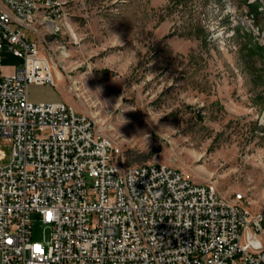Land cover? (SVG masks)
<instances>
[{"label": "rangeland", "instance_id": "374dc122", "mask_svg": "<svg viewBox=\"0 0 264 264\" xmlns=\"http://www.w3.org/2000/svg\"><path fill=\"white\" fill-rule=\"evenodd\" d=\"M58 1L42 46L56 85L30 84L28 100L65 102L129 165L175 167L264 217V0ZM21 63L4 49L6 72ZM0 151L7 165L1 136Z\"/></svg>", "mask_w": 264, "mask_h": 264}, {"label": "built area", "instance_id": "2783aa9c", "mask_svg": "<svg viewBox=\"0 0 264 264\" xmlns=\"http://www.w3.org/2000/svg\"><path fill=\"white\" fill-rule=\"evenodd\" d=\"M62 14L58 0H0V264H264V217L243 194L129 165L93 118L28 100L30 84L56 85L42 46ZM5 48L22 60L10 73Z\"/></svg>", "mask_w": 264, "mask_h": 264}, {"label": "crops", "instance_id": "0c3cea01", "mask_svg": "<svg viewBox=\"0 0 264 264\" xmlns=\"http://www.w3.org/2000/svg\"><path fill=\"white\" fill-rule=\"evenodd\" d=\"M14 69H12V70H9L8 72L10 73V72H12Z\"/></svg>", "mask_w": 264, "mask_h": 264}]
</instances>
